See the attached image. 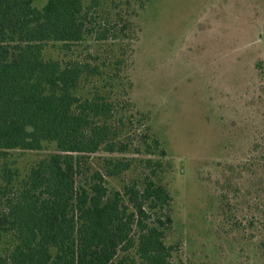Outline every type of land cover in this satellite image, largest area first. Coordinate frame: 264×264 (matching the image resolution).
I'll use <instances>...</instances> for the list:
<instances>
[{"label": "rangeland", "instance_id": "obj_1", "mask_svg": "<svg viewBox=\"0 0 264 264\" xmlns=\"http://www.w3.org/2000/svg\"><path fill=\"white\" fill-rule=\"evenodd\" d=\"M83 1L94 20L85 39L50 41L43 54L99 68L76 94L114 102L115 140L129 150L103 147L78 182L103 170L105 157L128 158L129 170L106 178L124 191L149 172L146 158H160L173 264H264V0ZM154 138L161 145L149 153ZM57 151L45 141L11 150L10 160L22 179ZM14 242L6 236L0 255Z\"/></svg>", "mask_w": 264, "mask_h": 264}, {"label": "trees", "instance_id": "obj_2", "mask_svg": "<svg viewBox=\"0 0 264 264\" xmlns=\"http://www.w3.org/2000/svg\"><path fill=\"white\" fill-rule=\"evenodd\" d=\"M90 13L83 0H47L42 8L0 0V245L8 235L15 240L0 264H136V256L141 264H173L175 248L165 240L173 198L162 159L146 158L149 172L124 191L111 190L106 178L129 170L128 158L105 157L103 170L78 182L103 147L109 154L129 150L115 140L114 102L99 91L76 94L83 75L99 68L43 54L50 41L69 48L84 40ZM45 141L58 151L20 179L10 151L38 150ZM153 145L160 140L147 145L149 153Z\"/></svg>", "mask_w": 264, "mask_h": 264}]
</instances>
